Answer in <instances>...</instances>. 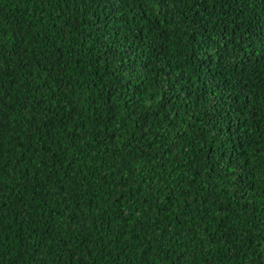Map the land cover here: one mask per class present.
<instances>
[{"label": "trees", "instance_id": "obj_1", "mask_svg": "<svg viewBox=\"0 0 264 264\" xmlns=\"http://www.w3.org/2000/svg\"><path fill=\"white\" fill-rule=\"evenodd\" d=\"M239 7L0 0V264H264V0Z\"/></svg>", "mask_w": 264, "mask_h": 264}, {"label": "snow or ice", "instance_id": "obj_2", "mask_svg": "<svg viewBox=\"0 0 264 264\" xmlns=\"http://www.w3.org/2000/svg\"><path fill=\"white\" fill-rule=\"evenodd\" d=\"M82 2L87 3L88 0H82ZM123 2H124V0H105L106 4L113 6V7H115L117 4H121ZM145 2H147V0H145ZM195 2H196V0H193V3H195ZM244 2H245V0H213L214 4H218L224 8H229L233 4L237 5V8L233 10L235 12L240 11L239 6ZM84 134L85 133H82V135H84ZM73 255L74 254L67 249L62 250L60 252V254L56 256L57 264H77V262L75 260H73V258H72Z\"/></svg>", "mask_w": 264, "mask_h": 264}]
</instances>
